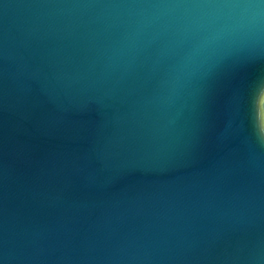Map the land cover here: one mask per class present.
I'll return each instance as SVG.
<instances>
[{"label":"water","instance_id":"water-1","mask_svg":"<svg viewBox=\"0 0 264 264\" xmlns=\"http://www.w3.org/2000/svg\"><path fill=\"white\" fill-rule=\"evenodd\" d=\"M261 0H0L3 264H264Z\"/></svg>","mask_w":264,"mask_h":264},{"label":"snow or ice","instance_id":"snow-or-ice-1","mask_svg":"<svg viewBox=\"0 0 264 264\" xmlns=\"http://www.w3.org/2000/svg\"><path fill=\"white\" fill-rule=\"evenodd\" d=\"M261 3L264 4V0H261ZM248 103L250 105L248 119L254 125L255 134L260 144L264 145V86L254 90ZM0 247H2V237H0ZM0 264H3V262L0 261Z\"/></svg>","mask_w":264,"mask_h":264}]
</instances>
